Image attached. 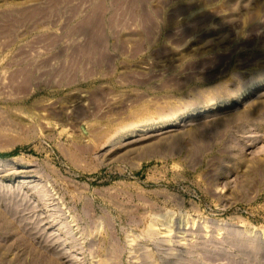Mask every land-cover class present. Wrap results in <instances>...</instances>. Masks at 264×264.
Listing matches in <instances>:
<instances>
[{
    "label": "rangeland",
    "instance_id": "374dc122",
    "mask_svg": "<svg viewBox=\"0 0 264 264\" xmlns=\"http://www.w3.org/2000/svg\"><path fill=\"white\" fill-rule=\"evenodd\" d=\"M0 264H264V0H0Z\"/></svg>",
    "mask_w": 264,
    "mask_h": 264
},
{
    "label": "bare ground",
    "instance_id": "6f19581e",
    "mask_svg": "<svg viewBox=\"0 0 264 264\" xmlns=\"http://www.w3.org/2000/svg\"><path fill=\"white\" fill-rule=\"evenodd\" d=\"M135 3L136 2H142L144 0H133ZM98 6L96 7V9L93 11L92 13V17L87 19L86 21L82 22L79 26L80 30H84L85 35H87V44L83 47V49L81 50L82 47H80V50H78L77 52L81 53L86 52L85 54H94L95 56H98L100 60H103L106 58H108L109 54H107L106 52V47H105V40H103V36L105 37V24H104V17L102 15L101 12V7L103 8V4L99 3L97 4ZM102 5V6H101ZM101 6V7H100ZM100 11L99 13H97L95 15L96 12ZM102 16H101V15ZM99 15L101 16V18L99 17ZM99 17V18H98ZM96 19H100L99 22ZM96 39H95V38ZM97 40V41H96ZM81 51V52H80ZM111 58H109L110 60ZM111 61V60H110ZM109 62V61H108ZM101 94V93H100ZM103 95V93H102ZM100 96V95H99ZM98 101V99H97ZM97 112V111H96ZM179 118V117H178ZM177 122V121H176ZM179 122V121H178ZM175 122H170V121H166L164 124V127L166 126H171L173 125ZM133 125V124H132ZM175 125V124H174ZM128 127V126H127ZM120 131V130H119ZM122 131V130H121ZM134 132V131H133ZM130 134V133H129ZM117 136H120V134H118ZM201 141V140H199ZM204 142L199 143V147L203 148L206 146H212V142L208 141V140H203ZM86 152V151H85ZM255 173V172H254Z\"/></svg>",
    "mask_w": 264,
    "mask_h": 264
},
{
    "label": "clouds",
    "instance_id": "9594fccd",
    "mask_svg": "<svg viewBox=\"0 0 264 264\" xmlns=\"http://www.w3.org/2000/svg\"><path fill=\"white\" fill-rule=\"evenodd\" d=\"M247 86H249V85H246L243 81L239 82V83L237 84V89H236V91L232 92V94H233V95H236V94H238L239 92L244 91L245 88H246Z\"/></svg>",
    "mask_w": 264,
    "mask_h": 264
}]
</instances>
